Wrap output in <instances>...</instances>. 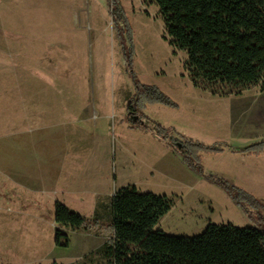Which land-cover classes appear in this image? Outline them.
Here are the masks:
<instances>
[{"label": "rangeland", "instance_id": "374dc122", "mask_svg": "<svg viewBox=\"0 0 264 264\" xmlns=\"http://www.w3.org/2000/svg\"><path fill=\"white\" fill-rule=\"evenodd\" d=\"M120 2L130 31H120L107 0H0V264H106L88 256L107 240L93 231L63 227L70 244L55 245L54 204L107 222L112 196L127 185L175 199L156 225L167 234H198L210 222L258 225L164 141L131 126L127 106L137 98L134 74L179 105L146 104L148 124L210 143L224 134L209 122L235 117L206 116V99L244 97L259 109L250 124L263 131L234 139L248 145L264 138V79L239 95L195 86L158 5ZM248 157L244 175L257 190L247 191L264 202V154ZM219 159L202 155L223 176Z\"/></svg>", "mask_w": 264, "mask_h": 264}, {"label": "trees", "instance_id": "16d2710c", "mask_svg": "<svg viewBox=\"0 0 264 264\" xmlns=\"http://www.w3.org/2000/svg\"><path fill=\"white\" fill-rule=\"evenodd\" d=\"M153 1L160 9L171 44L188 54L189 76L195 86H212L224 95H239L264 79V0ZM107 2L114 22L122 27L120 31H130L120 0ZM125 57L129 64V51ZM132 75L138 92L127 106L131 126L149 130L164 141L188 169L223 189L258 225L210 222L198 234H167L156 225L175 199L127 185L112 196L107 222L98 213L88 218L56 201L54 219L60 228L55 233V245L69 246L70 237L63 228L68 227L106 236L103 245L88 255L106 264H264V202L230 179L208 171L202 161L203 154H220L227 148L260 154L264 139L235 149L226 140L209 143L156 122L148 124L143 111L146 104L179 105L156 85L141 83Z\"/></svg>", "mask_w": 264, "mask_h": 264}, {"label": "crops", "instance_id": "0c3cea01", "mask_svg": "<svg viewBox=\"0 0 264 264\" xmlns=\"http://www.w3.org/2000/svg\"><path fill=\"white\" fill-rule=\"evenodd\" d=\"M205 101V108L203 109V112L205 115H209V112H211L212 109H216L217 111V117L222 118V116L226 117H235V121H231V123L225 122H217V119L212 120L209 122V127L213 129H219L222 130L223 136L222 138H219V140H226L228 141L229 145L233 146L235 149H241L247 145H236L234 142V139L239 137H258V135L263 132L259 129L258 126L254 124H250L249 119L251 120L254 115H256L259 112V109L257 106H253L250 109V101H247L244 97H216V98H208ZM238 118V119H237ZM245 118L248 120L245 121ZM237 119V120H236ZM264 136V135H263ZM264 139V138H263ZM261 139V140H263ZM206 141V140H205ZM260 141V140H258ZM256 141V142H258ZM208 142V141H206ZM254 143V142H253ZM252 144V143H251ZM249 145V144H248ZM264 154V151L260 154H250V153H243V152H234L232 149L227 148L223 153L220 154H211L215 157H219L221 166L220 172L223 174V176L230 179L232 182H235L236 184L240 185L244 189H256V187H253L249 180L245 177V173L243 170L247 168V165L245 163L246 160L249 161L248 156H260ZM228 163H225V162ZM239 181V183H238ZM246 187V188H245ZM257 190V189H256ZM252 194H254L252 191H249ZM257 197V196H256Z\"/></svg>", "mask_w": 264, "mask_h": 264}]
</instances>
